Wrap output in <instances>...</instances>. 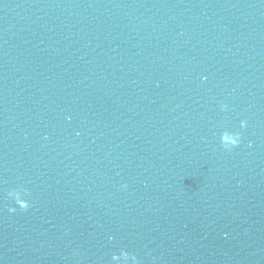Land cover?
I'll list each match as a JSON object with an SVG mask.
<instances>
[{"label":"water","instance_id":"1","mask_svg":"<svg viewBox=\"0 0 264 264\" xmlns=\"http://www.w3.org/2000/svg\"><path fill=\"white\" fill-rule=\"evenodd\" d=\"M133 256L264 264V0H0V264Z\"/></svg>","mask_w":264,"mask_h":264},{"label":"clouds","instance_id":"2","mask_svg":"<svg viewBox=\"0 0 264 264\" xmlns=\"http://www.w3.org/2000/svg\"><path fill=\"white\" fill-rule=\"evenodd\" d=\"M247 127V121L246 120H241V128H246ZM241 142V133L237 132L233 135L231 141H230V145L232 147H235L237 145H239ZM126 187V185H125ZM29 207L28 203H21L20 204V208L22 209H27ZM16 209L15 208H11L10 211L14 212ZM115 258V257H114ZM133 264H139V261L137 260V258L135 256H133Z\"/></svg>","mask_w":264,"mask_h":264}]
</instances>
